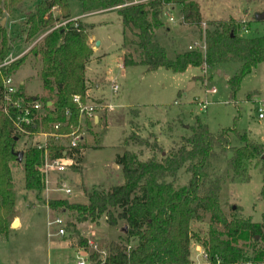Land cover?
<instances>
[{"label": "trees", "instance_id": "trees-1", "mask_svg": "<svg viewBox=\"0 0 264 264\" xmlns=\"http://www.w3.org/2000/svg\"><path fill=\"white\" fill-rule=\"evenodd\" d=\"M22 1L0 0V16L3 9L17 8ZM77 1L84 13L123 2ZM168 4L179 6L182 20L199 27L204 50H184L176 53L174 58L167 56L165 49L155 39V30L162 25L160 18L163 8ZM53 7L61 10L62 18H70L68 0H38L34 10L26 14L24 22L25 40L51 27L32 50L33 55L41 61L42 87L53 91L54 100L51 106H47L49 99L28 96L41 101L46 108L42 125L47 129L49 123L64 120L63 111L73 108L74 94L84 96L86 93L85 66L92 55L87 34L91 25L69 19L65 26L53 28V24L59 20L52 16ZM117 13L123 29L135 37L131 44L135 46L137 57L132 59L130 55H124L122 63L125 66L139 64L145 66L146 70L163 67L173 72H182L188 66L211 69L223 62H237V72L227 79L233 96L241 78L264 63V35H240L239 32L246 25L234 18L211 20L206 28H200L201 15L195 0H150L124 6ZM9 49L6 29L0 24V62L7 56ZM23 61L24 57L18 58L0 69V103L2 76L12 73ZM18 87L23 94L22 86ZM75 119L76 111L73 110L71 120ZM101 122L104 123V116ZM11 130L10 121L0 111V235L6 234V216L14 205L10 164L18 160L15 154L17 140ZM232 135L240 145H231ZM128 140L151 147L162 155L159 159L151 156L141 160L137 154L124 150L117 153L114 159L122 175L121 184L111 185L107 189H87L82 185L86 203L69 202L67 199H48L45 202L50 209L68 210L79 223L95 221L102 215L111 226L116 225L118 220H124L126 236L136 241L134 245L110 241L102 246V241L90 243L76 232V246L88 251L91 259L102 261V264H190V243L194 240L211 262H264V207L261 221L253 222L241 216L228 219L220 205L221 189L227 178L231 181H248V163L263 155L261 143L248 138L246 132L240 133L234 128H222L212 133L198 118L190 127V134L182 136L180 142L167 151L161 149L156 138L149 143L147 139L130 135L124 143ZM48 149L51 157L61 155L56 145H50ZM227 151L231 154L225 156ZM223 156L226 157L223 173L211 174L212 163ZM21 161L25 189L39 193L45 186L40 171L43 150L30 146L23 152ZM183 167L190 177L185 185L174 188L176 175ZM259 170L263 173L264 165ZM262 181L260 195L264 199V175ZM201 213H208L210 218L209 229L204 237L190 228L192 220L201 219ZM93 245L104 250L102 260Z\"/></svg>", "mask_w": 264, "mask_h": 264}, {"label": "rangeland", "instance_id": "rangeland-1", "mask_svg": "<svg viewBox=\"0 0 264 264\" xmlns=\"http://www.w3.org/2000/svg\"><path fill=\"white\" fill-rule=\"evenodd\" d=\"M195 1L199 5L202 29L208 26V21L234 18L246 25L239 32L240 35H264V20L254 19L255 13L264 10V0ZM37 2L38 0H23L17 8L3 9L0 24L6 29L10 46L6 57L10 55L14 60L24 57L23 63L9 75L16 83L20 79L25 81L23 88L29 96L36 95L52 102L54 93L43 89L40 80L41 61L38 56L33 55L32 50L51 27L40 30L30 40H25L24 37L26 14L34 10ZM68 8L70 17L82 24L91 25L90 34L101 43L97 47L94 42L88 41L92 55L85 66L87 88L94 91V84L97 83L99 90L108 96L111 81L116 80L120 89L112 102L118 107L104 115V123L91 127L85 136L82 153L76 156V164L69 166L61 175L71 188V194L65 195L55 189L58 186L54 184L56 172L49 173L47 177L48 191L46 184L39 193L25 189L22 161L11 162L14 205L6 216V234L0 235V264H76V252L84 250L75 245L76 232L90 243L102 241V246L110 241L134 245L136 239H128L126 236L127 226L124 220H118L116 225L111 226L102 215L95 221L79 223L68 210L50 209L45 202L48 199H67L69 202L86 203L82 185L87 189H107L111 185L121 184L122 175L119 166L114 164V159L124 149L137 154L141 160L151 156L157 159L161 157L160 152L132 140L125 144L130 135L147 139L149 143L156 138L161 149L167 151L175 143H179L182 136L190 134V127L198 118L212 133H217L222 128L246 132L247 137L261 143L264 150V118L257 119L254 110L256 102L264 99V63L241 78L233 96L227 79L237 72V62H223L211 69L188 66L182 72H173L163 67L146 70L145 66L139 64L122 66L124 55L136 59L137 52L131 44L135 37L123 29L118 9L110 7L84 13L77 0H68ZM51 12L53 17L59 18L53 24L54 27L64 18L58 7H53ZM170 16L173 21L168 19ZM160 19L162 25L155 30V39L169 58H174L178 52L189 50L188 46H192L191 50H202L199 27L182 20L179 6L166 5ZM97 48L99 50L94 54L93 51ZM217 69L220 70L219 74ZM212 89L214 92H211ZM205 100L208 104L202 110L198 102ZM231 145H240L233 135ZM30 146L31 140L21 137L17 139L15 151L24 152ZM230 154L227 151L225 156ZM225 156L212 163L211 174L223 173L226 167ZM263 165L264 161L257 157L248 163V181H231L227 178L223 184L220 205L228 219L241 216L248 217L253 222L261 221L264 199L260 195V188L264 171L262 173L259 169ZM189 177L190 174L184 167L181 168L174 180V188L185 185ZM55 217H61L64 221L62 236L56 234L57 225H46L47 221ZM209 219L208 213H201V219L191 221V230L201 237L206 236ZM196 245L198 244L192 240L190 261L193 264L203 262L194 249ZM93 249L98 250V257L102 260L104 250H99L96 245H93ZM84 251L86 264H102V261L91 259L89 252ZM247 262L249 261L240 264Z\"/></svg>", "mask_w": 264, "mask_h": 264}, {"label": "built area", "instance_id": "built-area-1", "mask_svg": "<svg viewBox=\"0 0 264 264\" xmlns=\"http://www.w3.org/2000/svg\"><path fill=\"white\" fill-rule=\"evenodd\" d=\"M150 0H123L121 4L112 6L111 8L119 9L124 6L135 5L145 3ZM173 21L170 16L168 18ZM71 20H76L72 18ZM68 20L54 25L53 28L59 26H65ZM189 50L192 46H188ZM205 46L203 43L202 50ZM14 58L10 55L5 57L0 62V69L8 66ZM264 70V68H263ZM2 90H1V103L0 111L10 121L12 130L11 133L21 138L25 137L31 140V146H36L43 150V163L40 167V171L44 176V182L46 184V191H48L49 173L56 172L54 184H58L55 187L56 190L63 192L65 195L71 194L72 190L67 185V182L61 175L67 170V168L73 164H76V156L82 153V145L85 141V136L91 127L96 126L100 119L107 113L113 111L117 105L112 102V98L118 93L120 86L116 80L111 81L109 95L105 96L104 93L99 95H90L86 91L84 96L74 94L72 96L73 108H66L63 111V121H56L49 123V128H45L42 125V118L46 114V108L43 103L37 99H30L24 93L21 94L18 83L12 79L11 75L2 76ZM214 92V89L211 90ZM47 101L46 105L51 106ZM208 101H199L198 105L200 109L204 110L207 107ZM73 110L76 111L75 121L71 120ZM255 116L257 119L264 118V99L258 100L254 107ZM50 145H56L61 155L51 157L48 147ZM45 187V186H44ZM63 219L61 217H55L51 221H47V225H57L56 234L62 236L64 234V228L62 226ZM199 245L196 247V251L201 256L203 262L197 264H220L217 260L211 262L207 254L201 249ZM76 264H86L87 257L86 252L79 249L76 252ZM193 264V263H191ZM247 264H257L253 262H247ZM264 264V263H263Z\"/></svg>", "mask_w": 264, "mask_h": 264}, {"label": "crops", "instance_id": "crops-1", "mask_svg": "<svg viewBox=\"0 0 264 264\" xmlns=\"http://www.w3.org/2000/svg\"><path fill=\"white\" fill-rule=\"evenodd\" d=\"M70 18H72V17H70ZM84 22V21H83ZM84 23H86V22H84ZM87 24V23H86ZM90 25V24H89ZM90 31H91V28H88L87 29V34H88V41L89 42H94V44H95V41L97 40L92 34H90ZM100 41H99V45L97 46V47H99L100 46ZM99 50V48H97L96 50H94L93 52H94V54L97 52ZM122 66H125V65H123V63H122ZM110 73V71H108L107 72V74H109ZM19 85H21L22 86V91H23V93L26 95V96H29V94H26V92L24 91V85H25V81L24 80H22V79H20L19 80V83H18ZM94 86H95V88H94V91H92V90H90V89H87V92H88V94H90V95H99V94H101L102 93V91L101 90H99V84H97V83H95L94 84ZM49 104H51V101L50 102H48ZM117 107H118V105H117ZM115 110V109H114ZM113 110V111H114ZM112 112V111H111ZM110 113V112H109ZM108 113V114H109ZM100 123V122H99ZM98 123V124H99ZM97 124V125H98ZM96 125V126H97ZM102 146V145H101ZM124 150H128V149H124ZM112 166H115L114 164H112ZM46 225H47V222H46ZM196 247H197V245L195 246V250H196ZM199 247V246H198ZM199 250H201V248L199 247ZM192 259V258H191Z\"/></svg>", "mask_w": 264, "mask_h": 264}, {"label": "water", "instance_id": "water-1", "mask_svg": "<svg viewBox=\"0 0 264 264\" xmlns=\"http://www.w3.org/2000/svg\"><path fill=\"white\" fill-rule=\"evenodd\" d=\"M254 19L255 20H258V21L264 20V10H262L259 13H255ZM98 45H99V41L96 40L95 41V46H98ZM216 72L219 74L220 73V70L217 69ZM15 140H17V137H15ZM15 154L17 155V160L20 162L22 160L23 152L16 151ZM260 158L264 161V154L261 155Z\"/></svg>", "mask_w": 264, "mask_h": 264}]
</instances>
